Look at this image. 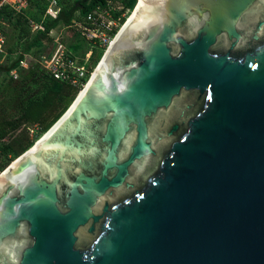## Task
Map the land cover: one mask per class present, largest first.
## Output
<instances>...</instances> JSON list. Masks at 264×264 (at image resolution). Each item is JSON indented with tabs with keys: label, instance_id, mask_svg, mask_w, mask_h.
I'll return each instance as SVG.
<instances>
[{
	"label": "water",
	"instance_id": "1",
	"mask_svg": "<svg viewBox=\"0 0 264 264\" xmlns=\"http://www.w3.org/2000/svg\"><path fill=\"white\" fill-rule=\"evenodd\" d=\"M0 264H264V0H143L0 175Z\"/></svg>",
	"mask_w": 264,
	"mask_h": 264
},
{
	"label": "trees",
	"instance_id": "2",
	"mask_svg": "<svg viewBox=\"0 0 264 264\" xmlns=\"http://www.w3.org/2000/svg\"><path fill=\"white\" fill-rule=\"evenodd\" d=\"M109 1L57 0L60 11L55 17L47 13L49 0H27V6L20 11L11 5L1 8L0 31L7 41L4 50L0 51V171L28 150L65 113L80 90L42 69L37 62L45 55L47 45L54 42L51 32L67 28L76 37L69 49L77 55L85 38L72 28L74 19L84 18L97 7H105ZM120 1L124 9H130L129 12L138 2ZM114 14L119 16L121 12ZM34 25L43 28H34ZM118 30L115 29L113 35ZM89 47L79 57H83ZM99 50L94 49L92 59ZM104 50L102 47L101 53ZM28 57H31L30 65L25 67L21 61ZM35 126L32 134L31 129Z\"/></svg>",
	"mask_w": 264,
	"mask_h": 264
},
{
	"label": "built area",
	"instance_id": "3",
	"mask_svg": "<svg viewBox=\"0 0 264 264\" xmlns=\"http://www.w3.org/2000/svg\"><path fill=\"white\" fill-rule=\"evenodd\" d=\"M49 1L50 4L47 13L55 17L60 11V6L57 0ZM4 5H11L17 11H20L27 6V0H0V10ZM118 11L121 12V14L115 16L114 13ZM129 11L130 9H124V5L120 0H110L105 7L99 6L84 18L74 19L73 25H71L72 28H75V30L81 34V37L85 38V40L90 43V47L85 52L84 56L79 57L74 55L72 51L66 47L64 42L54 38V42L57 43L56 47L50 55H43L41 59H38L40 67L56 78L69 81L76 87H80L81 90L93 72L92 69L90 71V66L94 49L108 47L116 35H113V31L121 28L122 20ZM38 27L43 28L42 25H34V28ZM6 39V36L0 31L1 52L5 48ZM26 60L21 61V64L28 67V62ZM13 73L17 76L15 71ZM84 78L86 79L84 80ZM34 129L35 128H32L31 132H33Z\"/></svg>",
	"mask_w": 264,
	"mask_h": 264
},
{
	"label": "rangeland",
	"instance_id": "4",
	"mask_svg": "<svg viewBox=\"0 0 264 264\" xmlns=\"http://www.w3.org/2000/svg\"><path fill=\"white\" fill-rule=\"evenodd\" d=\"M130 13H131V12H129L128 14H126V16H127L126 19L128 18V16H129ZM51 34H53V38L60 39L61 42H64V44L66 45L67 48H69V44H72V43H74V42L76 41V37H74V36L72 35V33H71L67 28H58V29H54V30L52 31ZM80 39H81V38H80ZM56 44H57L56 42H50V43L47 45L44 54L47 55V53H48L51 49H54V48L56 47ZM88 45H90V43L82 39V43H81V46H80L79 50L77 51V55H78V56L82 55L83 52L85 51V49L88 47ZM106 49H107V47H105V50H106ZM100 50H101V49H100ZM100 50L96 53L95 58L92 59L91 66H90V71H91V69H92V71H93V69H95V67L97 66V64L99 63L101 57L103 56V54H104V52H105V50H104V51L101 53ZM30 59H31V57H28V59L26 60V61L28 62V67H29V65H30V62H29ZM37 62H38V61H37ZM13 72H14V71H13ZM13 72H12V73H13ZM16 74H17V73H16ZM86 78H87V77H86ZM86 78H84V80H85ZM81 88H82V87H81ZM79 92H80V90H79ZM79 92H78V93H79ZM33 128L36 129L37 127L35 126V127H33ZM32 134H33V132H32ZM2 171H3V170H1L0 172H2Z\"/></svg>",
	"mask_w": 264,
	"mask_h": 264
},
{
	"label": "bare ground",
	"instance_id": "5",
	"mask_svg": "<svg viewBox=\"0 0 264 264\" xmlns=\"http://www.w3.org/2000/svg\"><path fill=\"white\" fill-rule=\"evenodd\" d=\"M142 1L143 0H138V2H137V5H136V7L131 11V13L129 14V16H128V18H129V20L131 19V17L133 16V14L136 12V10L138 9V7L141 5V3H142ZM125 23V22H124ZM123 23V24H124ZM122 24V25H123ZM125 27V26H124ZM96 72H94L93 74H95ZM91 76H92V74H91ZM91 76H90V78H91ZM89 78V79H90ZM81 90H83V88L81 89ZM4 171V170H3ZM3 171L2 172H0V175L3 173ZM5 174V173H4Z\"/></svg>",
	"mask_w": 264,
	"mask_h": 264
}]
</instances>
